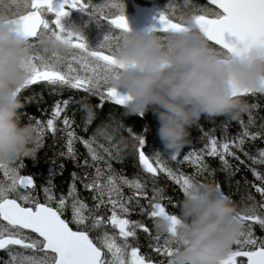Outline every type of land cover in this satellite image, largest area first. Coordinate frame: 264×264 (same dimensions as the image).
<instances>
[{"label": "snow or ice", "instance_id": "obj_1", "mask_svg": "<svg viewBox=\"0 0 264 264\" xmlns=\"http://www.w3.org/2000/svg\"><path fill=\"white\" fill-rule=\"evenodd\" d=\"M15 10L0 0V11L7 12L12 19L10 23L17 25L16 30L29 40L22 67L28 73L22 90L38 83H44L54 92L82 91L88 97L98 99L97 109L102 110L106 102L116 106H125L131 97L123 90L114 86L124 65L118 60L117 53L122 47V41L131 34L125 16V6L122 0H111L110 3H94L93 0H61L53 7V0H12ZM214 6V7H212ZM66 9H76L84 13L97 25H106L101 42L96 47L87 45L82 29L73 26L65 29L61 19L68 13ZM53 14V19H45V15ZM156 23L147 31L158 33L167 42L168 34L172 32H192L205 41L215 55L227 61L239 57L246 59L253 49L264 52V0H185L183 10L179 15L169 11L168 0L161 11L154 17ZM48 34L63 47H50L41 40L42 34ZM50 52L51 55H41L39 50ZM264 94V81L259 88L234 87L232 95L241 98L246 95ZM31 99V98H29ZM75 102L73 97L54 102L51 118L45 122L36 120L34 147L25 157L32 156L42 145L44 132H51L55 138L58 131L55 121L66 112L69 104ZM81 110L86 112L83 118V130L95 119L93 110L87 111L83 101ZM258 104L247 105L242 110L249 113L247 123L239 119L241 131L229 141L223 142L214 137L209 138L205 149L190 152L183 156L194 168L192 174H185L169 166L159 150L145 151V139L149 132L147 125L139 133L131 126L123 124L129 135L137 142L134 145L138 154L139 165L145 178L137 174L128 178L117 173L112 161L120 162V148L113 144V136L98 128V133L108 145L97 141L96 135L79 137L72 125L73 117L63 116V128L59 129L66 138V152H60L61 157L72 159L77 167H95V172L79 176L72 173V180L66 193L57 195L51 178L41 187L43 202L35 194V181L32 175H22L20 169L24 166L16 160H0V252L6 253V259H0V264H155L148 256L140 254L137 230L151 235V230L143 223L133 222L124 218L130 212L129 203L136 196L147 198V181L155 185L159 174L163 173L178 186L186 195L196 177L214 171L204 163L203 156H218L224 168L230 167L225 156H232L240 164L244 160L232 151L233 148L243 151L246 140L255 141L264 138V123L259 130L252 132L250 126L255 123L250 109H258ZM141 121L144 114L139 115ZM111 118V117H110ZM233 119V118H232ZM235 118L233 120H237ZM200 131L203 132L201 128ZM79 141L87 150L88 158L78 162L75 143ZM222 149V151H221ZM154 153V156L152 155ZM179 151L172 153L169 159L178 163ZM253 164L264 165V149H259L256 156L244 152ZM89 158L91 163L89 162ZM100 162L105 165L99 167ZM63 168V165H61ZM238 170V169H237ZM259 185L253 187L261 195L262 202L259 211L255 204L244 210L237 211V217L242 224L239 237L235 240L236 247L230 250L219 264H264V238L256 237L252 231L253 224L258 223L264 229V174L251 169ZM52 170H49L51 176ZM77 181L86 191L92 193V205L82 199L76 187ZM218 188L219 184H217ZM134 190L133 195L125 196L123 188ZM163 189L153 187V196L148 201L146 214L153 218L156 235L152 237V250L167 258V264H174L175 249L170 240L178 245L180 237L177 229L179 223L176 214H169L166 206L160 202ZM251 199V197H249ZM145 213V208L135 201ZM168 204L173 205V199L168 198ZM175 206V205H173ZM107 209L111 214L102 215L101 210ZM70 213V218L66 217ZM172 222L167 233H161L157 227L159 218ZM251 222V223H249ZM74 226V227H73ZM95 233V235H93ZM163 235V243L161 238ZM159 264H164L161 260Z\"/></svg>", "mask_w": 264, "mask_h": 264}, {"label": "clouds", "instance_id": "obj_2", "mask_svg": "<svg viewBox=\"0 0 264 264\" xmlns=\"http://www.w3.org/2000/svg\"><path fill=\"white\" fill-rule=\"evenodd\" d=\"M11 19L0 11V160L4 161L25 157L36 134L34 125L21 122L24 104L17 92L28 77L22 59L29 40ZM41 40L50 47H63L46 33ZM117 57L124 68L113 83L131 97L124 106L126 113L139 116L151 111L163 149L171 153L180 151L189 129L202 116H240L246 104L232 95L234 87L259 88L264 81V52L253 49L246 59L225 61L192 32L169 33L165 42L156 32L132 31ZM237 211L216 184L196 181L179 204L180 243L170 240L174 264H219L239 237L242 224ZM156 223L161 233L172 226L163 217Z\"/></svg>", "mask_w": 264, "mask_h": 264}, {"label": "trees", "instance_id": "obj_3", "mask_svg": "<svg viewBox=\"0 0 264 264\" xmlns=\"http://www.w3.org/2000/svg\"><path fill=\"white\" fill-rule=\"evenodd\" d=\"M94 3H110L111 0H93ZM123 4L125 0H122ZM185 0H168V8L170 12L175 15H179L183 10ZM198 3H203L201 0H197ZM10 7L15 10L16 5L12 0H5ZM131 3V0H130ZM141 3V0H138ZM144 1L142 0V5ZM149 3V2H148ZM166 0H156V10L159 12L163 9ZM150 4V3H149ZM146 4H144L145 6ZM53 15H45V19H53ZM73 26L80 27L82 29L83 36L87 45L91 48L97 46L103 39L105 32L107 31L106 25H97L91 21L87 15L81 13L79 10L72 11L70 13L69 22H67V29ZM90 27L92 28L90 30ZM41 55H51L50 52H44L43 49L39 50ZM24 107L20 110L21 122L31 124L35 126L36 120L45 122L51 118L54 102L62 100L64 98L73 97V103L69 104L66 112L62 113L61 117L55 121L58 131L55 134V138L51 132H44L42 137V145L37 148L35 153L29 157H22L16 160L17 163L22 162L23 167L20 169L22 175H32L34 177L36 189L35 194L39 195L40 200L43 202V193L41 187L47 184L49 178L55 185V192L57 195L60 193H66L69 184L72 180V173L76 172L79 176H83L85 172L90 175L95 172V167H77L76 162L70 158L61 157L60 152H66L65 148L66 138H62L64 134L59 131L64 126L62 124L63 116L67 115L73 117L75 123L72 125L74 131L79 137H90L96 135L97 141L101 144L108 145V142L99 135L98 128L106 131L113 136V144H118L120 148V162L113 160L112 166L117 173H120L128 178H135L137 174H140L141 178H145V174L142 172L141 166L138 161V154L135 151L134 145L137 143L132 136L129 135L125 128L120 127L121 124L125 126H131L134 132L139 133L144 125H147L149 132L145 139V151L159 150L162 157L168 161L169 166L178 169L185 174H192L194 168L187 162H183V156L190 152H199L205 149V146L209 143V138L214 137L220 142H223L225 138L229 141L232 140L240 131L241 126L239 119H243L247 123L249 119V113L243 112L240 114L237 120L224 115L215 117L202 116L198 124L189 129L190 135L187 138V142L180 149L178 155V161H171L169 157L171 152L165 151L161 144V141L157 135V129L159 127L156 116L151 112L144 114V119L141 121L137 115H128L123 106H116L110 102H106L102 110L97 109L98 99L96 97H88L82 91H70L63 90L62 92H54L49 86L44 83H38L36 85L29 86L27 89L22 90L19 94ZM31 98V99H29ZM247 105L258 104V109H250L255 123L250 126L249 130L252 132L258 131L261 123H264V94H257L255 96L249 94L241 97ZM85 102L91 106V109L95 113V119L92 124L87 128L85 132L83 130V118L86 112L81 110V104L79 102ZM111 117V118H110ZM203 129V132L200 129ZM127 144L125 148L124 145ZM30 147H34L33 144ZM76 155L78 162L82 163L85 158H88V153L85 147L77 141L75 143ZM259 149H264V138L257 139L255 141L246 140L243 151H235L241 160H244L243 164H240L238 160L232 156H225L230 167L224 168L222 162L218 156H203V161L209 166V169L214 171V175H210L205 172L201 176H197V181L200 182H212L219 184L220 190L223 194L230 197L232 202L237 206L238 211L244 210L250 205L255 204L259 211V204L262 202L261 195L253 187L254 184L259 185L260 181L256 180L253 176L251 169H256L261 174H264V165L253 164L252 161L244 155V152H248L250 156H256ZM222 151V149H221ZM154 156V153L152 154ZM89 162L91 160L89 158ZM63 165V168H61ZM104 168L103 162L98 165ZM52 170L51 176H49V170ZM238 169V170H237ZM163 189V194L160 202L166 206V211L169 214L179 213V204L184 195L179 190L178 186L170 181L163 173L159 174L158 179L153 185L151 180L147 181V198L143 196H136L135 200L129 203L130 212L124 216L133 222L139 221L147 226L151 230V235L144 233L142 229L137 230L138 245L140 250L153 251L150 244L155 242L152 240L156 233L154 227L153 218H150L146 212L148 209V201L153 196V187ZM76 187L79 191V195L82 199H85L89 206L92 205V193L86 191L79 181L76 183ZM124 195L127 197L133 195L134 190H129L127 187L123 189ZM173 199V205L168 204V198ZM251 197V199H249ZM139 201V205L144 206L145 213H141V208L136 205L135 201ZM102 215L108 216L111 213L107 209H102ZM70 218V213L65 214ZM251 223V222H249ZM252 231L256 237L264 238V229L256 223L253 224ZM95 235V233H93ZM163 243V235L161 238V244ZM236 246L233 245V248ZM165 257L157 255L156 262L159 263L164 260Z\"/></svg>", "mask_w": 264, "mask_h": 264}, {"label": "flooded vegetation", "instance_id": "obj_4", "mask_svg": "<svg viewBox=\"0 0 264 264\" xmlns=\"http://www.w3.org/2000/svg\"><path fill=\"white\" fill-rule=\"evenodd\" d=\"M149 3L150 10L143 7L137 0H131V3L130 0H125V16L130 27L135 29L136 26H139L140 31H142L155 24L156 20L154 17H156V0L149 1ZM148 12L151 14H148ZM138 13L140 14L139 16H137ZM140 254L150 257L156 264V253L154 251L140 250ZM0 255H4V253H1ZM164 263L167 264V259Z\"/></svg>", "mask_w": 264, "mask_h": 264}, {"label": "rangeland", "instance_id": "obj_5", "mask_svg": "<svg viewBox=\"0 0 264 264\" xmlns=\"http://www.w3.org/2000/svg\"><path fill=\"white\" fill-rule=\"evenodd\" d=\"M60 3H61V0H53V7H54V8L57 7ZM66 11H67V9H66ZM148 14H151V13L148 12ZM139 15H140V14L138 13L137 16H139ZM65 17H66V16H65ZM65 17H63V18H65ZM63 18H62V19H63ZM62 19H61V21H62ZM62 22H63V21H62ZM129 22L132 23L131 21H129ZM64 27H67V24H65ZM91 29H92V28L90 27V30H91ZM129 29H130L131 31H140L139 26H136L135 29L129 26ZM1 174H2V172H1ZM1 179H3V176H1Z\"/></svg>", "mask_w": 264, "mask_h": 264}, {"label": "water", "instance_id": "obj_6", "mask_svg": "<svg viewBox=\"0 0 264 264\" xmlns=\"http://www.w3.org/2000/svg\"><path fill=\"white\" fill-rule=\"evenodd\" d=\"M214 7V6H213Z\"/></svg>", "mask_w": 264, "mask_h": 264}]
</instances>
